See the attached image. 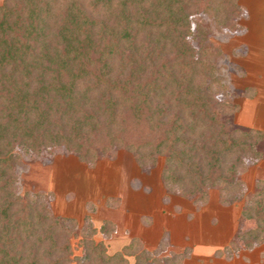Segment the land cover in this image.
<instances>
[{"label": "trees", "instance_id": "1", "mask_svg": "<svg viewBox=\"0 0 264 264\" xmlns=\"http://www.w3.org/2000/svg\"><path fill=\"white\" fill-rule=\"evenodd\" d=\"M240 9L236 0H3L0 264H128L89 237L90 222L74 246L75 219L53 215L47 193L17 192L18 150L62 147L88 164L124 150L145 168L164 156L167 192L203 201L217 188L222 204L239 200V170L264 156V134L232 122L239 106L218 74L222 51L192 16L211 13L236 31ZM240 216L229 246L264 243V179ZM99 231L108 237L113 224ZM133 252L135 264L186 255L157 259L139 244Z\"/></svg>", "mask_w": 264, "mask_h": 264}, {"label": "rangeland", "instance_id": "2", "mask_svg": "<svg viewBox=\"0 0 264 264\" xmlns=\"http://www.w3.org/2000/svg\"><path fill=\"white\" fill-rule=\"evenodd\" d=\"M236 2L242 8L234 19L239 26L236 31L217 27L211 13L193 15L192 22L208 27L209 39L222 51L218 74L239 106L232 122L264 134V38L257 39L259 26H249V11ZM253 15L264 18L261 10ZM18 151L17 192L47 193L53 215L75 219L74 246L86 235L83 231L90 222L94 231L89 237L102 240L109 255L121 252L128 264H135L136 244L157 259L185 252L177 264H264V243L250 249L239 242L237 248L229 246L244 226L240 216L244 203L256 181L264 179V156L248 160L239 170L243 183L239 200L222 204L217 188L209 189L203 201L185 198L179 191L167 192L161 178L164 156L145 168L124 150L93 164L62 147L39 155ZM103 221L113 224L108 237L99 231Z\"/></svg>", "mask_w": 264, "mask_h": 264}, {"label": "crops", "instance_id": "3", "mask_svg": "<svg viewBox=\"0 0 264 264\" xmlns=\"http://www.w3.org/2000/svg\"><path fill=\"white\" fill-rule=\"evenodd\" d=\"M238 2L242 5L243 8L247 9L249 11L250 17L249 20V26L250 25H257L259 26L258 32H259V38L258 40H263L264 38V18L258 19V17L253 14H256V10H261L262 14L264 12V0H238ZM264 42V41H263Z\"/></svg>", "mask_w": 264, "mask_h": 264}]
</instances>
